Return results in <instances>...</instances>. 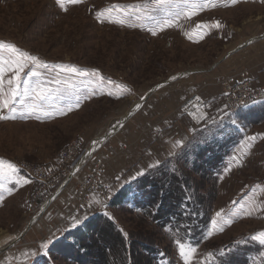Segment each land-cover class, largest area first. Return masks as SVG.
Returning a JSON list of instances; mask_svg holds the SVG:
<instances>
[{"label": "rangeland", "instance_id": "obj_1", "mask_svg": "<svg viewBox=\"0 0 264 264\" xmlns=\"http://www.w3.org/2000/svg\"><path fill=\"white\" fill-rule=\"evenodd\" d=\"M111 4H139V14L149 13L154 19H133L129 23L138 25L134 28L127 24L110 23L103 17L104 22H100L96 18V11ZM67 8L66 12L60 10L54 0H0V41L15 44L21 50L39 57L53 69L49 76H54L55 71L60 70L55 66L65 65L88 71L97 69L105 77L102 85L95 82L97 78H78L76 89L66 99L56 94L51 106L63 107L67 102L74 103L77 96L81 97L80 107H74L66 115L53 113L51 117L37 120L34 115L18 111L15 120H0V158L18 169L13 179L5 182V188L0 189L3 196L0 201V258L4 260L2 255L12 244L21 249L25 241L38 246L47 239H53V232L62 227L63 222L50 219L53 216L51 210L59 203L61 195L60 198L69 195L70 205L63 216V220L68 222L76 195V179H73L65 187L48 190L38 199H33L36 182L19 168L18 163L42 164L54 160L69 142L83 137L87 146L90 143L88 150H91L93 158L104 151L110 153L106 180L114 184L117 176L121 178L117 184L111 185L114 195L134 181L130 178L139 171H134L130 160L115 163V158L130 146L129 136L124 138V133L130 131L131 134L136 127L140 132V124L143 126L142 133H147L146 128L153 123L150 121L156 119L168 125L171 118L185 130L179 131L178 140L182 139L184 143L173 150L176 155L164 157L161 164L169 161L172 167L169 168L170 172L179 170V167L182 173L188 170L190 178L187 175L186 182L203 204L206 229L201 239L180 241L197 247L198 255L194 259H202L208 251L218 256V250L230 248L236 240L264 230V210L253 212L250 216L241 211L233 218L231 225L225 226L223 232L213 230L211 237L203 238L210 228L211 217L220 209H224L225 214L240 209L241 205L246 209H264V117L261 120L251 118L250 121L237 112L233 113L236 115L225 116L218 111L224 108L221 97L225 90L219 83L220 78L234 76L243 69L251 73L252 64L255 69L264 68V52L256 49L264 43V3L261 0H239L236 5H231L230 0H222L215 8H206L202 12L197 10V14L190 19L182 16L178 24L157 31L156 35H152L148 29L154 28L169 12H180L182 5L179 0L161 8L155 6L154 0H83L80 4H69ZM107 15L105 13V17ZM118 18L115 14L112 16V19ZM217 20L222 27L205 29L204 39L201 40L196 34L200 30L195 29V24H213ZM185 32L192 34L193 39L189 40ZM252 42L255 45H251ZM259 71L254 70L253 74L258 79L253 80L256 85L264 86V72ZM108 79L113 84L109 85ZM93 90L96 95H91ZM194 94H199L205 100L209 117L212 118L206 124H195L181 109V105ZM84 95L91 98L85 100ZM137 104L141 107L137 108ZM130 111L133 112L129 116ZM224 111L228 112L226 109ZM237 118L238 124L233 125L230 120ZM213 123L216 125L210 127L212 130H216L221 137L230 138L229 142L225 141L228 146L221 152L215 173L205 165L210 173L198 174L192 162L200 143L206 141L205 133L198 132L206 131ZM113 125H116L114 130ZM167 133L168 127H164L161 135L164 137ZM253 136L256 137L254 141L247 140ZM101 137L102 142L93 144ZM242 141L251 146L244 147ZM234 156L238 162L233 159ZM202 162V159H197V164ZM151 170L146 168L143 176ZM78 176L81 177L82 173ZM21 177L31 182L24 184L21 179L20 184L13 187L14 180ZM97 200L101 203H95ZM110 200L95 198L89 212L81 218L87 216L89 219L107 212L125 233L141 231L147 241L154 242L161 255V264H183L178 245L163 230L125 205L111 207ZM233 201L237 203L234 205ZM41 219L48 222L45 230L29 238L28 233ZM70 229L62 230L49 248ZM240 245L225 258L227 264H264V259L259 256L264 246L245 263L247 260L240 253L246 249H241L243 247ZM49 248L46 254L49 264H78L59 252L49 251ZM143 254L147 252L143 250ZM43 255L42 252L25 264H33ZM146 256L143 264H157L150 253ZM132 261L135 263V258Z\"/></svg>", "mask_w": 264, "mask_h": 264}, {"label": "snow or ice", "instance_id": "obj_2", "mask_svg": "<svg viewBox=\"0 0 264 264\" xmlns=\"http://www.w3.org/2000/svg\"><path fill=\"white\" fill-rule=\"evenodd\" d=\"M55 4L62 11H67V5H76L83 2V0H54ZM218 2L222 0H179V3L182 5L181 11L176 13L169 12L166 14L165 18L159 21L154 28H149L148 30L152 35H156L157 31H162L164 28H170L178 24L181 17L183 16L186 19H190L192 16L197 14L198 11H204L206 8H215ZM264 3V0H261ZM155 6L157 8L164 7L165 5H172L174 0H154ZM239 3V0H230L231 5H236ZM140 5L139 4H111L107 8L96 11L95 15L100 22H104L103 18H106L110 23H117L120 25L127 24L128 27H137L136 23H129L131 20L142 21L144 19H154L149 13L139 14ZM131 10V11H130ZM107 13V17H105ZM118 16V19H112L113 15ZM182 27V25H181ZM222 27L219 20L215 21L213 24H207L205 22H199L195 24V29L200 30L196 34L200 36V39H204L205 29L215 28L220 29ZM185 35L189 40L193 39V35L185 32ZM251 43V41H249ZM59 71H55L54 76H49V73L53 71L50 66L41 61L39 57L31 55L30 53L21 50L15 44L6 43L0 41V120H15L17 118V112H26L28 115H34L37 120H40L42 117H51L53 113L57 116L66 115L68 112H71L73 108L80 107L81 97L77 96L75 102H67L63 107L60 106H51V101L53 100L56 94L60 95L61 99H66L70 94L76 89V80L78 78H97L95 82L103 84L105 77H103L99 70L92 69L81 70L75 66H65L57 65ZM171 79H176L172 77ZM108 84H113L111 79H108ZM96 91L93 90L91 95H96ZM109 96L112 95L111 92L108 93ZM90 95H84L83 99H90ZM143 99V97L141 98ZM201 97H195V103L190 102L192 108L196 111L189 113L197 122L207 123L211 120V117H208L207 114L203 111H200V108L203 107L199 102ZM257 103V101H253ZM19 106V107H18ZM247 107V105H242ZM137 108L141 106L136 105ZM187 107V106H186ZM228 105H224L223 109H218L219 112L223 113L225 116L236 115L233 113L225 112V109H228ZM66 109V110H65ZM5 112L7 114H5ZM243 115V114H241ZM25 119L27 116L24 117ZM246 118V117H245ZM230 122L233 125L238 124L237 119H231ZM119 124V121H117ZM116 125H113V130ZM194 130V129H193ZM255 136L248 137V141H254ZM96 142L93 141V144ZM184 141L176 140L173 147L182 146ZM244 147H250L251 144H244L241 142ZM176 153L170 152L169 156H175ZM234 160H237V157H233ZM161 164L160 160H157L155 164H148V169H153L158 167ZM18 172L16 165L12 164L9 161H5L0 158V189L5 188V182L12 180L13 177ZM145 174V169H140L136 172L135 176L130 179L135 180L137 177L143 176ZM21 179L24 184H29L31 181L26 177H21L20 179H15L13 182V187L20 184ZM121 178L116 177V180L119 181ZM9 192L10 189H7ZM111 191V189L109 190ZM3 200V196L0 195V201ZM95 203L99 204L101 201L97 200ZM234 205L236 201L232 202ZM264 209L261 207H253L246 209L244 205L240 206V209L233 211L231 213L225 214L224 209L216 211L215 214L210 219V228L207 234L203 237L208 239L213 235V230L217 232H223L226 225H231L233 218L238 216L241 211L244 215H252L253 212H260ZM105 215L108 216V213L105 212ZM109 219L112 217L109 216ZM85 220L87 216L81 218L80 216H70L68 219V224L70 228L79 227ZM121 231H123L121 229ZM127 234L125 233V236ZM55 239V235H53ZM53 239H47L45 242L39 245L38 249H29L20 253V256L24 257L27 261L30 257L34 258L43 252L47 254L49 245L53 243ZM249 242L258 243L260 246H264V230H259L255 234L250 235L244 239H238L234 242L233 246L227 249L218 250V256L213 251H208L203 255V258L200 260L194 259L197 253V247H193L190 243L185 245L181 243L180 240H176V244L179 249V257L182 260L183 264H227L226 257H229L231 253L235 250L236 246L240 244H246ZM259 256L264 259V251L259 252ZM15 259L19 260V257Z\"/></svg>", "mask_w": 264, "mask_h": 264}, {"label": "trees", "instance_id": "obj_3", "mask_svg": "<svg viewBox=\"0 0 264 264\" xmlns=\"http://www.w3.org/2000/svg\"><path fill=\"white\" fill-rule=\"evenodd\" d=\"M237 113L243 114L241 116L246 117V120L251 121V118L261 120L260 118L264 117V102L239 110ZM216 123L209 125L207 132L204 130L198 132L205 133L206 136V141L200 143L197 156L192 162L198 169L196 171L198 174L210 173L205 165L215 173L219 167L221 152L228 146L225 141L229 142L230 138L221 137L216 130L210 128ZM189 151L190 148L187 156ZM197 159H202V164H197ZM169 168L172 167L167 161L142 178L129 182L115 192L109 204L111 207L125 205L133 212L141 214L163 230L174 242L199 241L206 229L203 224L205 217L202 215V202L196 198L197 194L186 182L187 175L190 178V172L186 170L187 173L185 171L182 173L180 167L179 170L170 172ZM121 229L113 218L109 219L105 213H98L85 220L79 227L64 233L49 251L59 252L69 261L78 264H143V259L150 253L156 263L161 264V255L154 242L147 241L141 231L126 233L125 236L124 230ZM240 246L243 247L241 249H246L240 253L247 260L245 263L261 248L255 242ZM143 250L147 254H143ZM133 258L135 263L132 261ZM48 259V256L43 255L33 264H49Z\"/></svg>", "mask_w": 264, "mask_h": 264}, {"label": "built area", "instance_id": "obj_4", "mask_svg": "<svg viewBox=\"0 0 264 264\" xmlns=\"http://www.w3.org/2000/svg\"><path fill=\"white\" fill-rule=\"evenodd\" d=\"M219 83L225 90L221 101L229 106L226 109L228 113H236L246 108L242 105L248 107L264 101V86L255 84L248 69H243L231 77L220 78ZM197 96L201 97L199 94H194L181 105V109L195 124L202 125L206 123L202 121L198 123L189 115L190 112L196 111L190 102L195 103ZM254 100L257 103H253ZM199 103L203 105L200 111L205 112L209 117V110L202 97ZM89 147L90 143L87 146L85 139L79 137L64 146L54 160L42 164L18 163L19 168L26 171L36 182L33 199H38L48 190L65 187L76 179L75 202L70 211L72 216L81 217L88 213L95 198L109 201L113 197L111 185L106 180L110 153L104 151L95 158L92 155L89 159L84 158ZM81 173L82 176H78Z\"/></svg>", "mask_w": 264, "mask_h": 264}, {"label": "crops", "instance_id": "obj_5", "mask_svg": "<svg viewBox=\"0 0 264 264\" xmlns=\"http://www.w3.org/2000/svg\"><path fill=\"white\" fill-rule=\"evenodd\" d=\"M255 40H259V39H255ZM251 45H255V43L252 42ZM263 48H264V43H261L260 45L257 46L256 49L261 50V53H263L264 52ZM257 58L261 59L260 57ZM252 59H254V54L252 55ZM257 67H259V65H257ZM252 68H253V71H251L252 79H258L253 74L254 70L256 71L260 70L259 71L260 73L264 72V68L260 69L259 67L255 69L253 64H252ZM139 111H141V109ZM222 115L223 114H221V116ZM168 120H169L168 125H163L162 123H159L160 120L157 119L150 121L153 123H150V127L146 126L147 127L146 129H148V131L147 133L144 134L142 133V127H143L142 124L139 125L140 132L137 130V127L133 129L131 134L130 131L129 133L125 132L124 138L129 136L127 139L130 142V146L128 150L124 151L123 154L115 158V163L119 160L120 161L130 160L133 163L132 166H134L133 169L135 171V170H140L142 168L146 169L148 164H155L157 160L162 161L164 157L169 156V153L173 152V150L176 148L173 147V145L175 141L179 139L178 134L179 131L182 130V128L180 127L178 122H173L171 118H169ZM164 127L165 128L168 127V133L163 137L161 135V132L164 129ZM182 131L185 130L183 129ZM126 167H122V169ZM111 179L114 180V178ZM119 181H116L114 184L110 182V185H115ZM64 195H66L65 192ZM60 197H59V203L56 206H54V208L51 210V215L53 214V216L50 219L56 218L57 220L63 222L62 227H60L59 229L53 232V235H55V237H57V235L62 230H66L67 228H70L68 222L63 220L64 214L67 213L66 208L70 205L69 195H66V197H62V198ZM60 221H58V223ZM47 224L48 222H45V220L41 219L39 223L31 229L30 233H28L30 236L29 238H33V236L40 235V233H42L45 230ZM39 245L40 243L38 244V246ZM38 246H32V244L25 241L23 248L20 249L18 245L12 244L10 245V249H8L7 251L5 250V253L2 255L3 256L2 258L4 260L0 258V264H25L27 261L30 260L31 257L27 261H25L24 257L20 256V253L29 249H38ZM16 257H19V260L15 259Z\"/></svg>", "mask_w": 264, "mask_h": 264}, {"label": "bare ground", "instance_id": "obj_6", "mask_svg": "<svg viewBox=\"0 0 264 264\" xmlns=\"http://www.w3.org/2000/svg\"><path fill=\"white\" fill-rule=\"evenodd\" d=\"M98 141H99V142H102V137H101V138H98V139H96V141H95V142L97 143ZM96 143H95V144H96ZM96 145H97V144H96ZM92 151H93V150H92ZM87 152H88V153L86 154L87 156H86V155L84 156L85 158H87L88 156H90V155H91V150H88ZM51 200H52V198H51ZM45 207H46V206H45Z\"/></svg>", "mask_w": 264, "mask_h": 264}, {"label": "water", "instance_id": "obj_7", "mask_svg": "<svg viewBox=\"0 0 264 264\" xmlns=\"http://www.w3.org/2000/svg\"><path fill=\"white\" fill-rule=\"evenodd\" d=\"M154 89H155V88H153L152 91H153ZM132 112H133V111H130V112L128 113V115L130 116ZM129 116H128V117H129Z\"/></svg>", "mask_w": 264, "mask_h": 264}]
</instances>
